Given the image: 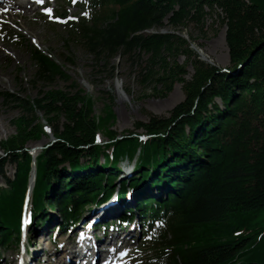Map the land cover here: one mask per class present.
Wrapping results in <instances>:
<instances>
[{"label": "trees", "instance_id": "16d2710c", "mask_svg": "<svg viewBox=\"0 0 264 264\" xmlns=\"http://www.w3.org/2000/svg\"><path fill=\"white\" fill-rule=\"evenodd\" d=\"M90 5L91 18L72 22L69 30L94 59L105 65L119 55L137 63L145 55L137 63L139 83H152L160 97L182 83L183 99L167 116L134 122L141 132L118 138L109 128L110 103L95 115L92 98L74 81L70 91L49 89L35 98L7 93L5 99L24 113L15 121L16 132L1 142L17 168L0 192V246L17 242L32 160L24 145L44 133V119L56 140L35 158L33 215L46 213L47 203L66 226L80 206L117 187L119 160L135 161V174L120 184L121 194L127 188L142 191L144 180L161 191L157 198L142 197L136 208L148 216L158 264H229L248 251L242 248L245 239H223L229 235L228 216L264 208V0H91ZM213 15L225 26L234 73L201 61L175 32L193 28L205 35V20ZM162 28L169 31L145 33ZM179 55L194 56L188 79L185 66L176 62ZM33 61L37 80L69 79L63 64L38 49ZM106 70L113 73L111 66ZM99 133L107 143H96Z\"/></svg>", "mask_w": 264, "mask_h": 264}, {"label": "rangeland", "instance_id": "374dc122", "mask_svg": "<svg viewBox=\"0 0 264 264\" xmlns=\"http://www.w3.org/2000/svg\"><path fill=\"white\" fill-rule=\"evenodd\" d=\"M73 1L74 0H60L58 5H56L58 2L57 0L53 5L56 10L55 13L58 12L56 9L57 6L59 11H66L68 17L80 18L89 15L87 12L89 11V3L87 0H78L75 4H73ZM3 5H5V3ZM1 6L2 5H0V7ZM39 11L40 14L38 13L33 16L32 23L38 27L41 36H44L43 41L26 35L23 30H18L14 24L10 22L6 23V20L3 22V20L0 19V41L7 38L10 42L15 44L13 46L19 47L24 53L22 61L16 64H6V67L10 70L9 76L5 77V75H1L6 83L0 88V192H4L8 189L6 178L13 179L17 168L16 163L7 161L10 155L3 152L1 142L16 132L15 121L24 113L21 107L15 102L5 99L7 93L22 98H35L49 89L70 91L72 89L70 88L71 81H74L85 94L92 98L95 115H101L104 103H110L111 112L114 114V120L109 124V128L115 132L118 138H122V136L127 135L130 131L141 132L142 129L136 130L134 128L133 123L136 121L146 122L152 115L167 116L169 109L180 102L184 96L181 86L182 83L179 82H175L172 85V90L163 97L157 95V91L153 89L152 83L144 86L139 83L136 75L139 69L137 63L143 62L146 58L145 55H141V61L137 63H131V60L127 56L121 57L116 55L108 59L107 64H105L107 65L106 69L110 66L113 68V73H108V70L104 67L105 65H103L105 61L103 59L95 60L94 55L89 53L82 41L68 30L66 26L68 17L65 18L66 22L56 24L48 16L45 17L42 15L41 8ZM218 22L216 15L207 16L204 23L205 35H198L193 28L187 30L179 29L175 32L186 39L189 43V49H191L201 61L204 60L205 63L214 65L215 68L218 67L223 72L229 71L234 73L231 71L233 68H229L230 62L224 39L225 26ZM167 31H169V28H162L159 30L147 29L145 33ZM170 31L172 30L170 29ZM189 34L191 35L190 37H188ZM34 48L44 51L58 63L63 64L62 66H64L65 71L69 75V79L64 80L56 77L53 78L51 82L37 80L35 78L36 66L32 59ZM6 53L9 55L10 62L13 58L12 50L8 48ZM193 57L194 56L188 59L184 55H179L177 57L176 62L185 66L187 72L184 77L186 79L190 78L193 72L192 61H190ZM2 64H5L4 61H2L1 65ZM156 87L157 90L160 88L159 86ZM38 114L41 115V113ZM41 122L43 125L48 124L44 119H41ZM45 127L47 126L45 125ZM48 132L42 133L38 138L28 140L24 146L26 148L38 146L37 152L39 153L41 149L44 147L46 148L53 142V137L51 133ZM103 136L102 134L98 136V138L104 141L105 138ZM100 161L102 163V157ZM32 164H34V162L30 164L31 171ZM126 164V167L128 166L131 168L133 164H135V161L127 162ZM120 165L123 166L121 169L124 170L125 161H122ZM108 169L109 167L104 168L105 171ZM142 183L143 182L140 184ZM133 191L138 195L134 196L135 199L133 202L131 201L132 203L130 202V204H135L136 198L141 195L151 197L161 192L155 187L150 188V186H146V184L142 189L144 193L139 190ZM132 193L134 194V192ZM125 196H130V194H126L124 197ZM130 204L125 206H130ZM116 205L119 207L118 204ZM116 205H111V207H117ZM46 212L48 213L46 221L49 219V222L53 226L59 223L60 217L57 212ZM47 213H45V215ZM228 217L229 235H226L223 239H228L229 242H237L245 239L242 248L248 251L246 254L236 257L233 261L229 262V264L243 262H260L264 264V208L258 211L232 212ZM38 224L40 223L30 226V233H32L35 228L39 227ZM53 226L48 227L47 236L51 235L53 232ZM141 231L142 230L139 229L138 232H135L136 235L132 238L133 243L130 240L133 252L128 256L129 258L125 264H148L145 254L148 252L152 255L154 254L149 248L146 236L141 233ZM67 234H69V231L61 233L57 240L63 238ZM38 245L39 244H37V246ZM12 246L8 248L0 246V264H9L10 260L14 261L13 256L16 252L12 250ZM18 251L19 249H17V252Z\"/></svg>", "mask_w": 264, "mask_h": 264}, {"label": "bare ground", "instance_id": "6f19581e", "mask_svg": "<svg viewBox=\"0 0 264 264\" xmlns=\"http://www.w3.org/2000/svg\"><path fill=\"white\" fill-rule=\"evenodd\" d=\"M56 1L57 0H53V5ZM53 5H51V9L55 13L56 10ZM40 7L41 5H38L35 0H6L5 5L0 7V19L6 20V23L10 22L14 24L18 30H23L26 35L35 37L37 38V40L43 41L44 36H41V32L40 30H38V27L32 23L33 16L39 13ZM13 45L15 44L10 42L8 39L0 41V88L3 87V85L6 83L1 75H5V77H7L10 74V70L6 67V64H16L17 62L22 61L24 58L23 51L19 47H15ZM8 48H10L13 53V58L10 62L9 55L8 53H6L8 51ZM2 61H4L5 64L1 65ZM31 150L33 151L35 156L40 153L37 152L38 146L31 147ZM120 163H122V160H119V162L117 163L118 167L121 166L120 168H122L123 166L120 165ZM126 163L127 161H125V164ZM135 171L136 169L134 164L131 168L127 166L124 168V170H120L116 175L117 177L119 176V174L121 176L115 178V185L117 187L113 188L112 191L116 192V188H121L120 184H122V182L124 181H128V178L131 177L135 173ZM33 179L34 174H31L30 188L33 187ZM142 184H144V186L145 184L146 186L150 185V188H153L151 187V184H149V181L147 182V180H144ZM145 190L147 191L146 188ZM132 192H134V194ZM132 192L129 193L130 196H127L128 203H130L131 201L133 202V200L135 199L134 196L138 195L135 191ZM114 204H118L119 207L117 205V207H111V205ZM91 208L92 209H89L85 214V217H90L91 219L93 217L92 215L95 212H103L104 214L108 215V218H110L118 214L121 205L118 203L117 199L114 198L106 203V205H104L101 209H97L96 206H92ZM78 225L79 226L72 229L67 236L58 239L56 243L57 245H54L51 241L48 242L46 246L43 245L45 239L42 241V238L47 235L49 229L48 227L51 226V223L48 222L45 225H39V227L35 228V230L30 234L31 251L34 253L33 256H30L27 252H23L22 257L17 264H67L68 261L66 259H70L73 257L76 258L75 260H77L78 258V261L75 262L74 260V262L71 264H79V262L88 264L90 253H93L98 257H100V255H103L104 257L101 260H106V258L112 256L115 252H117L119 247H121V245L123 244L121 243L118 245H114L115 240L119 241V236L116 237L118 232H120L119 229H112L109 233L102 232L101 234L98 231V228H96L93 224L89 228V237L84 238L80 233L83 224L78 223ZM61 233L62 232H58L57 238ZM37 244L39 245L37 246ZM112 245H114L115 247L111 251H109L107 248ZM45 255H54L55 261L51 262L50 260H48V258H45ZM9 264H14L13 260H10Z\"/></svg>", "mask_w": 264, "mask_h": 264}, {"label": "snow or ice", "instance_id": "6c2138e0", "mask_svg": "<svg viewBox=\"0 0 264 264\" xmlns=\"http://www.w3.org/2000/svg\"><path fill=\"white\" fill-rule=\"evenodd\" d=\"M35 2H36L38 5H44V4H45V0H35ZM44 11H45L46 13H48L49 15H51V13H52V9L47 8V7L44 8ZM55 18H56V19H59V17H55Z\"/></svg>", "mask_w": 264, "mask_h": 264}]
</instances>
